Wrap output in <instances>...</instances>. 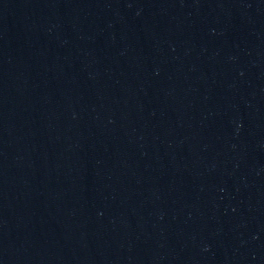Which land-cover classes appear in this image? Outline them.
<instances>
[{
    "label": "water",
    "instance_id": "1",
    "mask_svg": "<svg viewBox=\"0 0 264 264\" xmlns=\"http://www.w3.org/2000/svg\"><path fill=\"white\" fill-rule=\"evenodd\" d=\"M0 264H264V0H0Z\"/></svg>",
    "mask_w": 264,
    "mask_h": 264
}]
</instances>
